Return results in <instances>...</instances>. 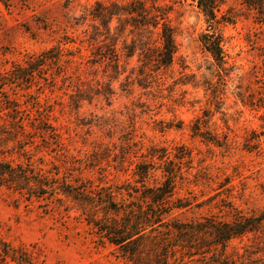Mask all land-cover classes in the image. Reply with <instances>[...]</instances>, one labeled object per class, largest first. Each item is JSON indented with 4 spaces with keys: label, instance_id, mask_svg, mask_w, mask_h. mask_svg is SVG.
Listing matches in <instances>:
<instances>
[{
    "label": "rangeland",
    "instance_id": "1",
    "mask_svg": "<svg viewBox=\"0 0 264 264\" xmlns=\"http://www.w3.org/2000/svg\"><path fill=\"white\" fill-rule=\"evenodd\" d=\"M218 2L224 70L202 47L200 37L208 26L192 0L145 4L149 16L159 10L173 32L172 62L159 68L144 56L158 46L157 30H131L123 26L127 16L119 15L102 35L92 21L96 5L122 6L126 0H12L8 9L0 5V73L14 64L25 66L29 56L60 42L62 48L60 62L47 66L29 89L6 88L33 126L26 127L30 143L25 141L22 151L11 142L0 146V160L18 163L22 154L45 167L65 163L74 175L76 168L87 175L91 166L93 178L118 184L130 178L133 164L145 160L142 155L150 147L162 148L182 158L175 198L187 206L172 212L173 222L226 219L228 206L243 213L262 209L264 153H255L257 145L245 140L262 131L263 110L248 100L259 98L264 88V30L247 16L241 0ZM34 96L46 118L41 130ZM3 119L0 105V125L6 124ZM196 127L218 145L194 136ZM260 138L257 148L263 149L264 135ZM122 149L130 152L122 166L127 171L107 167L116 165ZM18 198L0 187V242L7 249L25 250L34 264H129L113 247L100 244L74 210L47 201L26 205ZM247 243L243 237L230 247L242 253ZM2 259L0 264H16Z\"/></svg>",
    "mask_w": 264,
    "mask_h": 264
},
{
    "label": "trees",
    "instance_id": "2",
    "mask_svg": "<svg viewBox=\"0 0 264 264\" xmlns=\"http://www.w3.org/2000/svg\"><path fill=\"white\" fill-rule=\"evenodd\" d=\"M11 1L0 0V5L8 9ZM154 1L126 0L122 6L111 4L109 7L98 4L91 18L92 21H97L103 31L102 35L109 33L108 23L113 17L118 19L119 15L127 16L123 26H128L131 30H157L158 46L151 51L152 55H149L148 51L147 56H144L146 60L156 62L158 68L168 67L176 46L171 28L161 17L163 14L155 10L157 14L149 16L147 12L145 4H153ZM192 1L196 2L208 26L207 31L200 37L202 47L216 66L224 70V41L217 30L221 21L215 17L219 2ZM241 5L245 7L247 16L250 15L252 21L264 30V0H241ZM152 8L155 9L153 6ZM118 28L115 30L119 31ZM97 31L98 29L95 30V35ZM118 33L120 32H117V35ZM68 43L70 42L64 41L62 45ZM60 44L36 56H29L25 66L14 64L12 70L0 73V105L2 115L6 118L3 119L6 124L0 125V146L11 142L22 151L23 147L30 143L31 132L26 130V127L32 128L33 124L22 109L21 103L17 98L10 97L6 88L29 89L35 77H40L47 66L60 62ZM261 91L259 98H250L248 102L251 106L263 110L262 131L254 138L245 140L247 144L257 145L254 148L255 153L260 155L264 153V146L263 149L257 148L260 137L264 135V88ZM33 100L39 114L36 121L40 127L37 128L41 130L46 118L37 107L38 96H34ZM193 134L206 142L218 145L209 133L202 132L197 127L193 129ZM25 141L28 142L25 144ZM250 148L245 146L244 149L251 152ZM129 153L128 150L122 149L118 153L116 165L107 164V167L126 172L127 169L122 166ZM19 155L22 160L18 163L0 160L1 188L17 195L18 200L26 205L47 201L48 205L54 208L65 207L74 210L100 244L113 247L129 264H264V207L258 211L243 213L228 206L230 212L226 219L207 217L187 223H177L170 219L172 212L187 206L182 199L175 198L182 158L175 154L170 157L162 148L150 147L145 155H142L145 160L139 159L133 164L130 178L118 184H107L103 177L93 178L92 174L90 175L94 171L91 166L86 168L90 170L87 175L83 174L80 168H76L78 173L74 175L71 173V166L69 168L65 163L45 167L42 162ZM185 155L182 157L189 156ZM98 159L101 161L103 158ZM243 237L247 238L248 243L242 246L243 251L239 253L237 249L230 247V242L241 240ZM6 247L0 242V257L3 262L10 260L16 264H34L31 255L25 250H10Z\"/></svg>",
    "mask_w": 264,
    "mask_h": 264
}]
</instances>
